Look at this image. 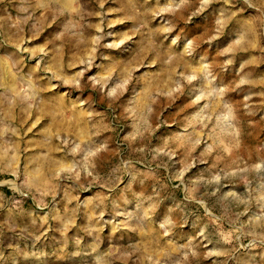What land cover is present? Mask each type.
<instances>
[{
  "label": "rangeland",
  "instance_id": "1",
  "mask_svg": "<svg viewBox=\"0 0 264 264\" xmlns=\"http://www.w3.org/2000/svg\"><path fill=\"white\" fill-rule=\"evenodd\" d=\"M0 264H264V0H0Z\"/></svg>",
  "mask_w": 264,
  "mask_h": 264
},
{
  "label": "crops",
  "instance_id": "2",
  "mask_svg": "<svg viewBox=\"0 0 264 264\" xmlns=\"http://www.w3.org/2000/svg\"><path fill=\"white\" fill-rule=\"evenodd\" d=\"M50 101L51 102H48V104L44 102L43 107L45 110H48L49 108V110L57 111V110H62L63 107H64V111L68 110V107L65 106V103L63 104L62 100L56 101V98H53ZM73 102L76 103L73 104ZM88 110L89 109L86 106L81 105V99L73 100L70 104V112H71L70 125L72 127L71 133L73 132L74 136H76L78 140H81L82 134H85L87 131L86 129L88 126V121L86 115L88 113ZM65 122L68 123V119L65 118Z\"/></svg>",
  "mask_w": 264,
  "mask_h": 264
}]
</instances>
